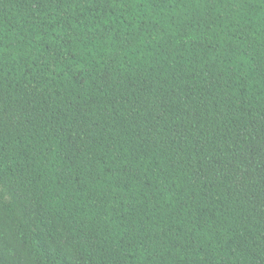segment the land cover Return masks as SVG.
<instances>
[{
  "label": "trees",
  "instance_id": "16d2710c",
  "mask_svg": "<svg viewBox=\"0 0 264 264\" xmlns=\"http://www.w3.org/2000/svg\"><path fill=\"white\" fill-rule=\"evenodd\" d=\"M0 264H264V0H0Z\"/></svg>",
  "mask_w": 264,
  "mask_h": 264
},
{
  "label": "rangeland",
  "instance_id": "374dc122",
  "mask_svg": "<svg viewBox=\"0 0 264 264\" xmlns=\"http://www.w3.org/2000/svg\"><path fill=\"white\" fill-rule=\"evenodd\" d=\"M5 202L10 203V199L7 196L5 197Z\"/></svg>",
  "mask_w": 264,
  "mask_h": 264
}]
</instances>
